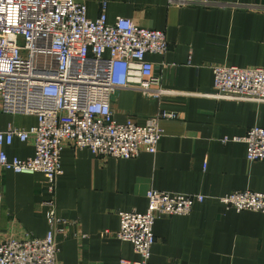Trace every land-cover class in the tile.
I'll return each instance as SVG.
<instances>
[{
  "label": "crops",
  "instance_id": "obj_1",
  "mask_svg": "<svg viewBox=\"0 0 264 264\" xmlns=\"http://www.w3.org/2000/svg\"><path fill=\"white\" fill-rule=\"evenodd\" d=\"M87 14L110 22L122 16L138 26L163 30L165 54H149L154 77L167 90L148 98L122 88L113 100L118 122L144 125L160 118L164 130L156 153L134 158L103 157L66 145L54 194L44 174L0 167V242L44 237L49 224L43 202L54 196L67 220L58 237L60 264H131L140 260L132 242L118 238L120 211L146 212L150 189L202 194L188 215H163L154 233L149 264H264V213L236 211L221 197L234 191L264 193V159L249 162L243 137L264 127V102L217 98L212 66L264 67V0H76ZM29 128L34 115L0 110V129L9 122ZM229 138V141H224ZM10 157L35 154L32 141L4 146Z\"/></svg>",
  "mask_w": 264,
  "mask_h": 264
},
{
  "label": "built area",
  "instance_id": "obj_2",
  "mask_svg": "<svg viewBox=\"0 0 264 264\" xmlns=\"http://www.w3.org/2000/svg\"><path fill=\"white\" fill-rule=\"evenodd\" d=\"M107 9L108 2H101V14L92 19L86 4L76 0H0V110L38 119L29 128L11 121L0 129V167L44 174L51 194L63 172L61 152L67 144L103 157L154 154L164 136L160 118L178 115L163 112L144 125L133 119L116 121L112 103L122 88L138 89L148 98L167 92L154 77V64L147 56L165 54L169 42L163 30L138 26L130 18L119 16L110 22ZM212 69L217 98L264 102V67ZM15 139L32 141L35 154L10 157L4 146ZM231 140L247 144L249 162L264 159V127L253 126L245 136ZM147 198L146 212H119L117 236L132 242L141 257L125 263L149 264L157 219L188 215L205 196L150 189ZM221 201L238 212L264 213L262 192L234 191ZM43 205L47 234L1 241L0 264H60L58 237L67 220L59 215L54 196Z\"/></svg>",
  "mask_w": 264,
  "mask_h": 264
}]
</instances>
